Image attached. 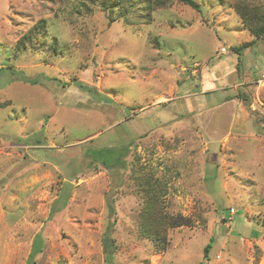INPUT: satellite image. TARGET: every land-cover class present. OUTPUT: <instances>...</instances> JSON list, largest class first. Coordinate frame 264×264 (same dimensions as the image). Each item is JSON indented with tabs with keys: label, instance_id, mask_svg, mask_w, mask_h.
I'll return each instance as SVG.
<instances>
[{
	"label": "rangeland",
	"instance_id": "374dc122",
	"mask_svg": "<svg viewBox=\"0 0 264 264\" xmlns=\"http://www.w3.org/2000/svg\"><path fill=\"white\" fill-rule=\"evenodd\" d=\"M194 1L0 0V264H264V34L238 10L264 0ZM142 172L184 222L160 251Z\"/></svg>",
	"mask_w": 264,
	"mask_h": 264
},
{
	"label": "trees",
	"instance_id": "16d2710c",
	"mask_svg": "<svg viewBox=\"0 0 264 264\" xmlns=\"http://www.w3.org/2000/svg\"><path fill=\"white\" fill-rule=\"evenodd\" d=\"M182 1L183 3L190 5L194 9L200 10V5L194 0H177ZM124 4H127L128 7H134L138 5L141 9H148V13H150L156 6L160 7L166 4V0H105V8H110V10H114ZM242 10L239 7V12L241 14L243 23L247 25L249 29L254 33L256 38L261 37L264 34V13H259L253 8L248 9L244 7ZM147 14H142V17ZM41 28L44 27V21H42ZM28 40V39H24ZM25 41L20 40V44H24ZM248 46L244 44L242 46H235L233 50L236 52H241L243 47ZM81 89L85 88L82 84H79ZM87 90V89H86ZM121 148H98V149H90L89 153L96 155L95 159L102 162L106 166L115 165L121 163L122 153ZM123 156V155H122ZM142 171V170H140ZM136 181L138 183L139 190L144 195V203L143 207L139 214V231L142 235L149 237L153 240L157 249L163 250L167 247L168 239H167V230L169 227L180 226L184 224L183 220L179 218H173L170 216L168 212L165 211L162 201L163 195L165 192V186L162 182L152 176L151 174L142 172L141 176H136ZM112 211L113 208L111 207ZM262 225L264 226V218L262 219ZM113 232V222L109 224L106 228L104 235V249L106 253L112 255L115 251V240L112 236ZM210 248L208 244L205 248V256ZM39 251L34 247V250L31 254V261L33 260L35 254Z\"/></svg>",
	"mask_w": 264,
	"mask_h": 264
},
{
	"label": "built area",
	"instance_id": "2783aa9c",
	"mask_svg": "<svg viewBox=\"0 0 264 264\" xmlns=\"http://www.w3.org/2000/svg\"><path fill=\"white\" fill-rule=\"evenodd\" d=\"M263 78H264V74H263Z\"/></svg>",
	"mask_w": 264,
	"mask_h": 264
}]
</instances>
